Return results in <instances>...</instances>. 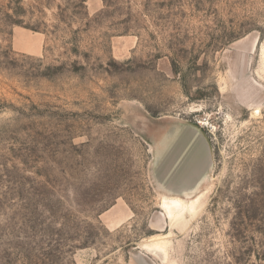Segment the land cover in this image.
Returning a JSON list of instances; mask_svg holds the SVG:
<instances>
[{
    "label": "rangeland",
    "instance_id": "374dc122",
    "mask_svg": "<svg viewBox=\"0 0 264 264\" xmlns=\"http://www.w3.org/2000/svg\"><path fill=\"white\" fill-rule=\"evenodd\" d=\"M0 264H264V0H0Z\"/></svg>",
    "mask_w": 264,
    "mask_h": 264
},
{
    "label": "bare ground",
    "instance_id": "6f19581e",
    "mask_svg": "<svg viewBox=\"0 0 264 264\" xmlns=\"http://www.w3.org/2000/svg\"><path fill=\"white\" fill-rule=\"evenodd\" d=\"M204 191H199L191 196H187L184 199L185 196L183 195H169L162 197V209L168 218H173L176 215H181L184 212L191 211L196 203L200 201V199L204 195ZM185 194H189V192H186Z\"/></svg>",
    "mask_w": 264,
    "mask_h": 264
},
{
    "label": "crops",
    "instance_id": "0c3cea01",
    "mask_svg": "<svg viewBox=\"0 0 264 264\" xmlns=\"http://www.w3.org/2000/svg\"><path fill=\"white\" fill-rule=\"evenodd\" d=\"M36 35L29 33L22 27H16L12 30V46L14 49L22 52L33 51L38 53L41 49L40 35L37 32Z\"/></svg>",
    "mask_w": 264,
    "mask_h": 264
}]
</instances>
